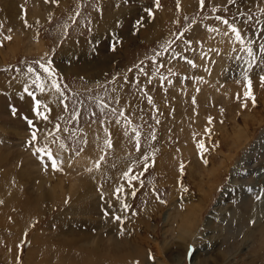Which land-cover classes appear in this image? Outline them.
Segmentation results:
<instances>
[{
  "label": "rangeland",
  "instance_id": "1",
  "mask_svg": "<svg viewBox=\"0 0 264 264\" xmlns=\"http://www.w3.org/2000/svg\"><path fill=\"white\" fill-rule=\"evenodd\" d=\"M155 3L0 0V264H264V0Z\"/></svg>",
  "mask_w": 264,
  "mask_h": 264
},
{
  "label": "snow or ice",
  "instance_id": "2",
  "mask_svg": "<svg viewBox=\"0 0 264 264\" xmlns=\"http://www.w3.org/2000/svg\"><path fill=\"white\" fill-rule=\"evenodd\" d=\"M46 3L48 2H51V3H58V0H45ZM228 2L230 4L232 3H235V0H228ZM200 5L201 7H203L204 5V0H200ZM155 6L158 8L159 7V0H156V3H155ZM177 8L179 9V0H177ZM146 11L148 12V15L149 16H152V12L150 9H146ZM217 19H221L220 17H217ZM249 19H251V17H249ZM137 23L139 24L140 21H137ZM222 23L226 24L228 26V28L230 29V31L234 34L235 36V40L236 41H239L241 45L244 44V40L242 39V36H241V32L237 29V27L234 26V24L232 23H229L228 20H223ZM225 35H227V33H225ZM4 39L6 40H10L11 37L10 36H6ZM260 49L262 52H264V44H261L260 45ZM112 50L114 51L115 48L113 46ZM247 51V55L249 57H252V60L250 62V64H254L256 62L255 60V57L253 56V52H252V48L251 47H248L246 49ZM189 63H192L191 61H188ZM39 67L43 70L44 73H47L48 74V77L49 79L52 78V76L54 75V69H51L50 67L46 66L45 64H40ZM193 67H195V65H193ZM28 72H33V68L29 67L28 68ZM245 81H246V84H245V87H246V91L244 92V97L245 98H250L253 100V103H255V98L254 96L252 95V92H251V88H250V85H251V81L250 79L245 76ZM261 81L264 82V76L261 77ZM34 84H36V87L38 88V90L43 93L45 91V86L43 83L40 82V76H37L36 79L33 81ZM52 88L56 90V92H60V87L59 85L56 83L55 80L52 81ZM24 91L30 96L32 97L33 101H34V107H33V113L35 114L36 118L37 119H43V120H48V111H49V108H48V105L45 104L42 100H39V99H36V97L34 96V94L29 91V89L27 87H25ZM61 95H63L61 93ZM63 101H61L62 103ZM149 103H151V97H149ZM15 109H13V113L15 114ZM121 115H123V113H121ZM25 119L27 120V123L28 125L33 129L32 132H31V140L29 141V143H35L37 142L38 140V132L39 131H43V130H40V129H37L33 123V120L31 119H27V117H25ZM211 122V121H210ZM117 123H119V120H117ZM130 123V121L128 122ZM55 128L57 131H59L60 129V125L57 124L55 125ZM133 131H135L133 129ZM45 135V140H47V137L49 136H52L53 133L51 131H45L44 133ZM139 132H136L135 134V139L137 140V149L139 150ZM155 138V137H153ZM105 145L109 148L112 147V144H111V140L110 139H106L105 140ZM61 147H63V145H61ZM199 148L203 149L204 148V145L203 143L199 144L198 145ZM36 152L37 153H40L42 155H46L47 158L52 162V167L53 169H57L58 168V164H57V159L54 158V155L53 153L51 152V150L48 148V145L45 144L43 147H38L36 148ZM104 157L101 156L100 157V160H103ZM97 168L100 167V164L99 162H97V165H96ZM148 165L145 164V168H147ZM181 170L183 169V164H181ZM132 170L129 168L127 171H125L122 175H123V178L127 179L129 181L128 183V187L131 189V195L132 196H135L136 195V189L132 187V184H131V181L132 180H136L138 179L137 176L135 175H132L130 176L129 173L131 172ZM123 192H124V189H123V186H118L115 188L114 190V194H119L118 196V199H119V203H120V208L123 210V211H127L128 208H129V205L124 201L123 199ZM104 198V193L102 192L101 193V199ZM67 203V201H65ZM111 206V205H110ZM105 215H109L108 212H105L104 213ZM133 215H135V213H133ZM113 219L115 220H118L120 221L121 220V217L120 216H113L112 217ZM189 253H191V247L189 248ZM150 259L152 258L151 256L149 257Z\"/></svg>",
  "mask_w": 264,
  "mask_h": 264
},
{
  "label": "bare ground",
  "instance_id": "3",
  "mask_svg": "<svg viewBox=\"0 0 264 264\" xmlns=\"http://www.w3.org/2000/svg\"><path fill=\"white\" fill-rule=\"evenodd\" d=\"M36 17V16H35ZM33 19V18H32ZM38 19V18H37ZM41 18H39L38 20H40ZM41 22H42V20H41ZM15 46V45H14ZM13 46V47H14ZM39 47V46H38ZM15 48V47H14ZM18 49V48H17ZM17 52V51H16ZM59 151V150H58ZM61 152V151H60ZM54 156H55V153H54ZM82 156H84V155H82ZM81 155H79V157L77 158V160H76V162H74V160L73 161H71V163H69L70 165H68V166H73V165H78V164H80V163H82V161H84L85 160V157H82ZM58 157H59V159H63V160H66L67 158H65L66 157V155H65V153L63 152L61 155H58ZM227 157V156H226ZM226 157H224V158H226ZM86 162H88V161H86ZM65 166H67V165H65ZM214 170V168H210L209 169V172H208V175H211L212 174V171ZM214 172V171H213ZM127 217H129V216H126V220L127 219H129V218H127ZM134 217V216H133ZM131 222V221H130ZM126 224V223H125ZM127 225V224H126ZM127 226H129V225H127ZM69 245H71V244H69ZM110 253H111V251H110ZM70 262H72V261H70Z\"/></svg>",
  "mask_w": 264,
  "mask_h": 264
},
{
  "label": "crops",
  "instance_id": "4",
  "mask_svg": "<svg viewBox=\"0 0 264 264\" xmlns=\"http://www.w3.org/2000/svg\"><path fill=\"white\" fill-rule=\"evenodd\" d=\"M144 34V33H143Z\"/></svg>",
  "mask_w": 264,
  "mask_h": 264
}]
</instances>
